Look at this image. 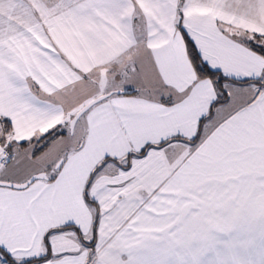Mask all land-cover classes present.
<instances>
[{"label": "snow or ice", "instance_id": "obj_1", "mask_svg": "<svg viewBox=\"0 0 264 264\" xmlns=\"http://www.w3.org/2000/svg\"><path fill=\"white\" fill-rule=\"evenodd\" d=\"M0 264H264V0H0Z\"/></svg>", "mask_w": 264, "mask_h": 264}]
</instances>
